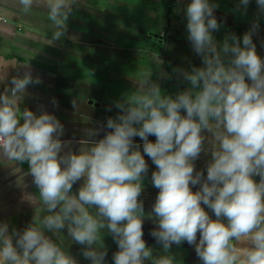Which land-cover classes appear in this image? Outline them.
Instances as JSON below:
<instances>
[{
	"label": "clouds",
	"instance_id": "9594fccd",
	"mask_svg": "<svg viewBox=\"0 0 264 264\" xmlns=\"http://www.w3.org/2000/svg\"><path fill=\"white\" fill-rule=\"evenodd\" d=\"M253 2L248 30L222 40L214 35L222 28L218 2L189 0L178 8L200 64L169 73L153 53L152 70L132 79L112 101L115 115L85 129L75 149L62 139L55 114L25 106L40 77L0 74V164L11 169L21 203L33 210L23 229L0 220V264H81L73 244L87 264H108V236L117 246L112 264H178L172 249L185 242L199 264H264V56L253 39L264 0H236L233 12L246 16ZM13 6L45 14L54 29L48 45L75 43L70 17L91 9L89 0H14ZM172 79L175 92L160 83ZM202 154L207 159L198 169ZM148 160L158 193L145 212ZM145 219L154 225L158 249L144 239Z\"/></svg>",
	"mask_w": 264,
	"mask_h": 264
},
{
	"label": "crops",
	"instance_id": "0c3cea01",
	"mask_svg": "<svg viewBox=\"0 0 264 264\" xmlns=\"http://www.w3.org/2000/svg\"><path fill=\"white\" fill-rule=\"evenodd\" d=\"M91 9L81 8L70 17L69 35L75 34V43L64 38L48 45L52 31L51 23L39 11L25 15L15 9L14 0H0V74L9 77L31 71L40 77L42 83L28 88L29 96L25 106L33 111L38 108L55 114L64 125L62 139L76 141L83 138L85 129L97 127L107 117L114 116L116 109L112 101L132 86V79L140 78L152 70L151 56L160 54L165 61L163 70L171 73L175 67L188 68L190 63L199 65L187 40L185 19L178 8L189 0H89ZM219 3L215 15L222 23L219 32L214 33L218 40L229 32L238 36L248 30L256 15L253 2L247 15L233 12L236 0H214ZM170 5V9L166 6ZM257 52L264 56V18L260 29L253 36ZM28 65L13 67L14 65ZM170 92L177 90L176 79L160 81ZM185 84H179L182 89ZM55 101V103H53ZM111 107V111H108ZM154 140V137H150ZM137 142L139 138H136ZM142 143V142H141ZM148 158L146 157V160ZM206 157L202 154L196 162L203 168ZM149 163V175L145 178V190L141 199L145 212L151 211L158 190L150 182L151 171L155 166ZM27 171V166H24ZM11 169L0 164V220H7L11 226L23 229L31 220L33 210L21 203V190L15 185ZM30 184L31 177H26ZM79 184L74 185V190ZM29 190H34L31 186ZM195 190V189H194ZM153 223L145 219L144 239L149 246L156 241L150 232ZM109 252L107 261L112 264V253L116 245L110 236L105 238ZM178 264H199L194 248L185 242L173 246ZM71 252L79 256L78 245L71 246Z\"/></svg>",
	"mask_w": 264,
	"mask_h": 264
},
{
	"label": "rangeland",
	"instance_id": "374dc122",
	"mask_svg": "<svg viewBox=\"0 0 264 264\" xmlns=\"http://www.w3.org/2000/svg\"><path fill=\"white\" fill-rule=\"evenodd\" d=\"M166 9H170V5H167V6H166Z\"/></svg>",
	"mask_w": 264,
	"mask_h": 264
}]
</instances>
